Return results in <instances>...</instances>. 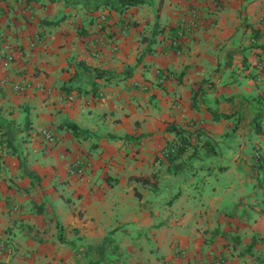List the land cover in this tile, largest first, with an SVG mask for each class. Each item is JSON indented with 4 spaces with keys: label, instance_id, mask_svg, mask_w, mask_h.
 I'll use <instances>...</instances> for the list:
<instances>
[{
    "label": "crops",
    "instance_id": "0c3cea01",
    "mask_svg": "<svg viewBox=\"0 0 264 264\" xmlns=\"http://www.w3.org/2000/svg\"><path fill=\"white\" fill-rule=\"evenodd\" d=\"M104 1L0 0V264H262L264 165L243 150L264 151V79L249 46L264 0H141L121 11ZM190 11L199 25L176 54L171 29ZM100 37L116 50L105 42L92 57ZM179 143L178 157L159 155ZM191 156L198 170L156 205L152 191ZM77 160L80 177L68 172ZM230 166L234 179L195 188L199 201L188 193L199 170Z\"/></svg>",
    "mask_w": 264,
    "mask_h": 264
},
{
    "label": "rangeland",
    "instance_id": "374dc122",
    "mask_svg": "<svg viewBox=\"0 0 264 264\" xmlns=\"http://www.w3.org/2000/svg\"><path fill=\"white\" fill-rule=\"evenodd\" d=\"M253 38L255 39V41L250 42L249 46H250L251 49L255 50V55H256L255 59L257 61V65L260 64L259 67H258V71L255 74V77L258 78L260 76L262 79H264V24L262 26V33H260L258 35H254ZM14 62H15V59H13V61L8 63V64H12ZM8 64L6 62V65H8ZM261 148L262 147H260L258 145L254 146L253 150H252V153L250 154V148L247 145L245 147V149L243 150V153H244V155L251 156L252 159L256 162V164H260V162H261L264 165V151H262ZM206 151H207L206 148L202 151V154H204L203 156H205ZM216 151H217V155H219L218 157H221V156L224 157L225 156V154L224 153L221 154L218 151V149ZM164 154L165 153L160 152L159 155L161 157H163ZM166 158H167V156H166ZM226 163H228V162L224 161V164H226ZM230 167L233 168V170L231 172H228V173H223L221 176H220V173L217 176H210V174H207V170H208L207 167H204L203 172H201L199 170L197 176H195L194 188L189 186L188 193H191L192 196H195L196 200L199 201V198H200L199 192L200 191H197V190L194 191L195 188L196 189H198V188L201 189L202 187H204V188H206L207 190L210 191L212 189L213 184L215 182L217 184L216 180H218V179L220 181H221V179L228 180V179L233 178L235 176L236 172L241 173V170L238 168V166H230ZM157 168H161V166L157 167ZM197 170H198L197 164H195L192 156L190 157V159H187V160H185V162L182 163L181 169L179 171H177L175 169V166L171 165V176H172L171 184L168 186L167 181L165 183L162 182L157 187V189L155 191H152V192L155 193V195L157 197L156 205H158L159 203L162 202V199L160 197L161 195H166V193L168 192L169 189L173 190V188L175 187L176 179H185L188 176L191 177V175H190L191 172H195ZM216 171L219 172V171H221V169L217 168ZM176 174L178 175L177 178H175ZM218 186H219V183H218ZM192 188H193V192H192ZM177 192H178V190L175 192V194ZM220 193L222 194L221 191H220ZM172 194H174V193H172ZM230 210H232V211L235 210L236 211L237 209H235L232 206Z\"/></svg>",
    "mask_w": 264,
    "mask_h": 264
},
{
    "label": "built area",
    "instance_id": "2783aa9c",
    "mask_svg": "<svg viewBox=\"0 0 264 264\" xmlns=\"http://www.w3.org/2000/svg\"><path fill=\"white\" fill-rule=\"evenodd\" d=\"M106 23V18L104 16L99 17L97 26L99 30H101L102 26ZM198 15L190 11L189 14L182 17L176 27V34L169 40V46L170 48L174 49L176 54H181L184 49V42L185 37L190 32L194 31L198 27ZM128 22H123L120 26V34L124 35L126 31L128 30ZM105 42L107 44H110L111 52H115L116 45L114 43H110L107 39L100 37L97 41L96 46L91 47V56L96 57L99 54V50L102 49V46H104ZM14 59L13 52L9 49L7 52V55L5 57L6 62L10 63ZM10 85L11 90L14 93H23L26 88L27 84L22 81H7ZM38 135L42 138V140L47 141L48 143L54 144L57 140L54 132L50 129H40L38 131ZM178 147V144H172V147H168L164 150L163 153H165L163 156H166L169 154V152L174 151ZM68 172L71 176L80 177L82 176L84 172V162L81 160H77L70 164ZM4 244H0V249H4ZM203 264H226V259L222 256H216L215 258H210L206 260Z\"/></svg>",
    "mask_w": 264,
    "mask_h": 264
},
{
    "label": "trees",
    "instance_id": "16d2710c",
    "mask_svg": "<svg viewBox=\"0 0 264 264\" xmlns=\"http://www.w3.org/2000/svg\"><path fill=\"white\" fill-rule=\"evenodd\" d=\"M29 1H36V0H29ZM97 1L99 2V1H102V0H97ZM140 2H141V0H108L107 2L104 1V3L103 2L102 3H103L104 6H108V7L112 8V9L117 10V11H121L122 9H125V8H127L129 6H136ZM53 23H55V22H53ZM171 31H173V36H175L176 29H175V31H174V29H171ZM94 73H95V75L97 77H101V73L99 71H96L95 70ZM229 117H230L229 114H219V115L217 114L214 117V120L227 119ZM258 118H259V116L256 115L255 121H254L255 122V125H256L255 126L256 129H258L257 127H259V125H260L259 122L257 121ZM63 125L68 130H70L73 133L74 136H76V137H82V138H85L86 137L87 132L80 130L76 125H74L72 123H67V124H63ZM257 131H258V133H261L260 129H258ZM177 133H179V132L177 131ZM182 140H184V138H182ZM183 144L184 143H179L178 144V147L174 151L169 152L168 156H170V157H178V155H180L184 151V149H185V146ZM168 147L171 148L172 145L171 146L169 145ZM168 147H166V148H168ZM262 165L263 164L261 162H260V164H258L259 167H262ZM136 180L145 183V182H147L148 178H145V177H137ZM261 263L264 264V257L261 260Z\"/></svg>",
    "mask_w": 264,
    "mask_h": 264
}]
</instances>
